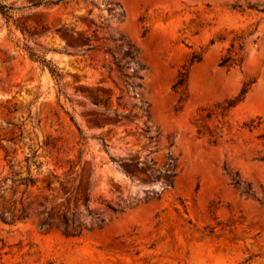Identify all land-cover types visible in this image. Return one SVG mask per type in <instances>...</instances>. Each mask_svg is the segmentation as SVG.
<instances>
[{
    "label": "rangeland",
    "instance_id": "374dc122",
    "mask_svg": "<svg viewBox=\"0 0 264 264\" xmlns=\"http://www.w3.org/2000/svg\"><path fill=\"white\" fill-rule=\"evenodd\" d=\"M0 1V264H264V0Z\"/></svg>",
    "mask_w": 264,
    "mask_h": 264
},
{
    "label": "trees",
    "instance_id": "16d2710c",
    "mask_svg": "<svg viewBox=\"0 0 264 264\" xmlns=\"http://www.w3.org/2000/svg\"><path fill=\"white\" fill-rule=\"evenodd\" d=\"M68 1L71 0H30L29 2L31 3V5H39V4H59V3H66ZM91 3H93V1H90ZM11 10H12V6L10 5H6L4 3H2L0 1V14L2 15V17L4 18V20L9 23L10 21H13L12 15H11ZM108 51V50H107ZM28 55L32 60L37 61L42 67L46 68L49 73L57 80L61 79V75L60 72L58 71L57 67L52 65L50 63L49 60L43 58V57H39L38 55H36L35 53L28 51ZM199 61V57H197L196 55L192 56V61ZM229 60V57H224L221 59L220 65H224L227 61ZM113 63L114 65L119 68V63L118 61L113 57ZM185 81V75L183 73H181L179 75V78L176 82V85H181L183 84ZM246 93V88L243 87L241 89V91L239 92V94L233 99L227 102V106L226 108L229 107H233L235 106L239 101H242L244 99ZM208 116V115H207ZM0 148H2L5 152L4 154V158L6 159V162L8 164L9 167V171L8 173L2 177L0 179V199L2 200V193H4L6 190L10 191V195L14 196L15 194H17V192L19 191V187H23V189L21 190V195L20 197L16 200H11V202H15L17 201L19 204L18 208H11L9 205L10 203L4 202L1 203L0 205V221L4 222V223H13L16 220H24L27 216V210L30 207V202L27 201V196H25V192L28 188L35 186L36 184V180H34L32 177H30L29 174V164H36V160H35V155L36 152H32L30 155H27L24 157V161H25V165H26V173L23 176H20V171L15 170L13 167L15 165L19 164V161L16 160V149L14 150H8L5 149L4 147H2L0 145ZM114 161H116L115 159H112ZM17 176V177H16ZM231 180H232V184L233 185H241V182L239 181V179L237 178V174H230ZM10 181V184L8 187L7 186V181ZM73 180H67L66 183L65 182H60L59 183V187L60 189L63 191V193L66 192H70L72 187H73ZM51 184L50 180H47L45 188L49 189ZM250 186L247 184L246 187H244V191L248 194L249 193V188ZM41 198H43L42 200L39 199V195H35L34 199L31 201V203H35L37 206H42L43 210L41 211H36L34 213H36L37 215H40L42 213L48 212L46 211L44 204H45V200L46 197L43 195H40ZM88 201V198H85V202ZM107 208L113 212H119L121 211L120 209H118L116 206H112V205H106ZM51 209V208H50ZM63 220L64 222L67 221V217L65 215H63ZM39 226L43 227V226H47L46 220L45 219H40L39 220Z\"/></svg>",
    "mask_w": 264,
    "mask_h": 264
}]
</instances>
